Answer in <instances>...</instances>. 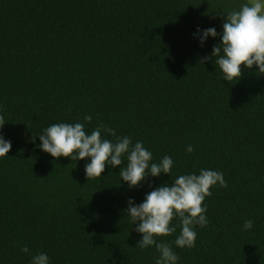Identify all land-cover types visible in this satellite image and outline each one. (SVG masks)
Instances as JSON below:
<instances>
[{
	"label": "trees",
	"instance_id": "16d2710c",
	"mask_svg": "<svg viewBox=\"0 0 264 264\" xmlns=\"http://www.w3.org/2000/svg\"><path fill=\"white\" fill-rule=\"evenodd\" d=\"M247 2L0 0V134L12 144L0 158V264H31L39 253L49 264H156L154 246L136 247L143 234L128 201L202 169L222 172L227 187L210 189L195 247L175 245L179 218L158 242L177 264H264V75L242 66L230 83L212 56L222 15ZM212 27L218 35L201 45ZM58 123L143 142L152 162L172 158L171 175L130 189L119 175L125 155L88 180L91 158L56 159L39 147L38 135Z\"/></svg>",
	"mask_w": 264,
	"mask_h": 264
},
{
	"label": "clouds",
	"instance_id": "9594fccd",
	"mask_svg": "<svg viewBox=\"0 0 264 264\" xmlns=\"http://www.w3.org/2000/svg\"><path fill=\"white\" fill-rule=\"evenodd\" d=\"M222 16L225 22L221 43L213 48L212 56L224 80L230 83L238 81L242 77V66L252 69L256 65L258 75H264V0H248L239 11H230ZM197 31L199 33L201 30ZM217 35L214 27L202 30L201 45L209 36L215 38ZM210 58L206 57L201 62L205 63ZM84 120L91 122L92 117L85 116ZM5 123L3 115H0V132ZM102 131L116 136L114 129L104 125H99L88 134L82 123L54 124L38 135L42 142L39 147L56 159L91 158V162L85 166L88 180L99 178L106 165L121 167L126 155V166L121 167L119 175L123 181L128 182L130 189L140 186L149 174L153 177H159L162 173L171 175L173 160L170 156H164L159 163H154L152 153L143 146V142L138 141L133 145L127 136L111 142L102 138ZM35 138L33 136V141ZM11 148V142L0 134V158L8 156ZM193 151L191 145L187 146V152ZM172 180L171 185L164 184L148 193L145 201L139 205L130 199L126 210L136 225L135 230L143 234L136 247L147 249L154 246L160 254L156 264H177L178 256L172 247L157 240L176 232L172 221L179 218L181 226L175 245L179 248L195 247L197 233L194 227H204L208 223L204 201L206 197L212 196L210 189L217 185L227 187L223 173L214 170L202 169L199 175L186 174ZM252 227V220L244 222V229ZM21 251L30 253L26 246ZM31 264H49V257L45 253L36 254Z\"/></svg>",
	"mask_w": 264,
	"mask_h": 264
}]
</instances>
